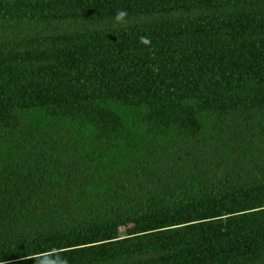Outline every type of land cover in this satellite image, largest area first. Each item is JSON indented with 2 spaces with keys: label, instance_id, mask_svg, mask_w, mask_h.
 Masks as SVG:
<instances>
[{
  "label": "trees",
  "instance_id": "16d2710c",
  "mask_svg": "<svg viewBox=\"0 0 264 264\" xmlns=\"http://www.w3.org/2000/svg\"><path fill=\"white\" fill-rule=\"evenodd\" d=\"M46 254L264 264V0H0V264Z\"/></svg>",
  "mask_w": 264,
  "mask_h": 264
},
{
  "label": "clouds",
  "instance_id": "9594fccd",
  "mask_svg": "<svg viewBox=\"0 0 264 264\" xmlns=\"http://www.w3.org/2000/svg\"><path fill=\"white\" fill-rule=\"evenodd\" d=\"M127 14L123 11L117 13V20H122ZM38 264H67L66 260L61 259L58 255L56 259H52L51 254H46L41 257L38 261Z\"/></svg>",
  "mask_w": 264,
  "mask_h": 264
}]
</instances>
